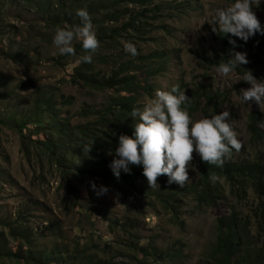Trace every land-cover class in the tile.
Wrapping results in <instances>:
<instances>
[{
    "label": "rangeland",
    "instance_id": "obj_1",
    "mask_svg": "<svg viewBox=\"0 0 264 264\" xmlns=\"http://www.w3.org/2000/svg\"><path fill=\"white\" fill-rule=\"evenodd\" d=\"M231 3L233 0H151L144 8L147 9L146 17L143 18L144 32L139 37L125 32L119 42L120 48L122 56H131L124 50L125 43L131 42L138 52L134 60L137 61L140 57L143 60V56L145 59L141 64L142 70L137 73L139 78L152 83L154 90L151 95L141 92L138 97L139 107L154 98L157 90L167 91L174 85H179L186 96L189 93L199 94L204 88L211 94L218 93L220 99L216 113L223 110L230 112L228 122L243 145L239 151L233 150L225 163L247 164L256 157L264 163V103L246 104L239 99L242 89L249 87L244 81L247 70L255 78L264 79V40L257 34L246 43L235 37L242 45L235 50L245 52L249 62L227 76L217 72L218 65L205 63L202 57L205 55L209 61L216 56L221 57L222 44L218 37L222 33L212 31L211 21L218 8L227 7ZM154 8H157L154 13L149 12ZM14 10L11 6V12ZM126 10L128 13L125 20L135 15L140 7L129 5ZM252 10L264 26V0ZM34 12H24L20 18H33ZM38 18L39 16L33 25L13 18L5 20L16 25V36L9 35L8 26L0 23L3 39L0 47L10 43L23 44L33 55L29 70H23V67L0 56V70L14 79L15 83L21 78L30 77L38 84L51 86L53 93L72 98L71 103L63 108L64 114L69 113L70 116L85 102H100L102 94H91L71 79L73 66L77 63L74 59L56 62L61 54L53 43L55 31H51L43 22H36ZM154 51L164 52L162 59L165 61V68L151 74L145 67L153 65L155 59L150 58V55ZM152 67L155 70V66ZM97 68H101L102 72L108 71L106 66ZM105 93L109 94L110 91ZM212 107L213 105L210 109ZM253 113L257 114L260 121L261 138H252L250 132V116ZM189 115L194 121L204 118L199 111ZM188 167L189 180L184 188L195 184L199 177L195 152ZM216 183L221 195L216 205L199 206L194 195L181 192L169 204L175 210L174 215L157 200L153 194L155 191L149 187L148 182L145 186L138 181L129 184V187H136V192L132 194L133 197L130 193L124 195V200L103 186L107 192L101 194L100 201H94L88 186L80 185L77 193L79 201L90 206L86 209L93 213V221L85 217L81 219L80 212L65 203V185L60 172L50 167L49 163L39 164L33 159L28 160L20 150L18 135L9 128L0 127V245L15 253L20 251L19 256L25 255L26 246L19 248V238L10 234L9 225H16L13 228L38 230L39 235L35 238L33 248L50 250L54 239L46 227L54 222L55 228L59 230L56 235L62 236L57 235L65 245L68 243L70 253L74 250L76 239L80 243L79 250L88 241L109 246L107 252L88 251L93 255L94 261L101 262L100 264H108L106 261L112 259L113 264H198L205 261L216 241L217 218L233 213L247 223L249 241L253 246L263 247L264 234L262 237L256 235L255 207L260 203L257 191L247 185L246 195L243 194L239 199L237 189H233L223 178ZM150 202L153 204L150 205ZM18 214H21V218L19 222H14ZM127 219L132 224L124 230L121 226ZM114 221H118L119 227L112 225ZM144 248L151 253L147 259L141 254L140 249ZM178 251L181 252L180 257ZM161 254L164 258L159 259ZM0 264L26 262L23 258L17 262L3 256L0 257Z\"/></svg>",
    "mask_w": 264,
    "mask_h": 264
},
{
    "label": "trees",
    "instance_id": "obj_2",
    "mask_svg": "<svg viewBox=\"0 0 264 264\" xmlns=\"http://www.w3.org/2000/svg\"><path fill=\"white\" fill-rule=\"evenodd\" d=\"M149 2L151 0H0V23H5L9 28V35L14 36H16L17 27L6 22L8 18L33 25L34 20L39 16L36 22H43L51 31H56L57 28L74 29L80 22L75 15L77 9L86 8L92 18L99 41V47L93 54L92 63L80 62V56L85 52L77 40L73 43L76 54L69 57L60 55L56 62L59 63L68 58L74 59L77 63L73 66L71 79L91 94L95 92L102 94L100 102H85L70 116L69 113L64 114L63 108L71 103L72 98H65L62 94L57 95L52 92L51 86L38 84L30 77L21 78L15 83L14 79L0 70V127L9 128L18 135L20 150L28 160L33 159L39 164L49 163L50 167L60 172L65 185V203L79 211L81 219L85 217L93 221V213L92 210L86 209L90 206L79 201L78 186L87 185L94 201H100L102 195L96 191L99 192L102 186L114 191L124 200L128 193L133 197L132 194L136 192V187H129V184L138 181L145 186L147 182L142 166L129 165V171L121 170L117 178L113 175L109 163L114 158L119 136L133 134V127L138 121L132 119L130 113L133 108L140 106L138 97L141 92L151 95L154 90L152 83L147 79L142 80L137 73L143 68L141 64L145 60L144 56L143 60L140 57L137 61L134 57L122 56L119 43L126 34L125 32L137 37L144 32L143 18L147 14V9L144 8ZM10 5L15 9L13 12H11ZM129 5L138 6L140 10L125 20L128 13L126 9ZM156 9H150L149 12L154 13ZM31 10L35 11L33 18H20L22 13ZM257 35L264 40V35ZM1 37L0 31V43L3 40ZM229 38L230 36H224L223 33L219 35L222 55L210 61L203 55L205 63L219 65L231 58L229 49L232 45L228 43ZM231 38L236 40L235 37ZM236 43V49L242 47L239 41ZM0 56L23 67V70H29L33 58L30 50L26 49L23 44L15 43H10L5 47L1 46ZM150 56L155 59L153 62L155 70L152 64H148L149 66L145 68L151 74L158 73L165 68V61L162 59L163 51H154ZM98 66H106L108 71L102 72L101 68H97ZM108 91L110 93L106 94L105 92ZM187 97L189 102L186 107L189 113L199 111L203 113L204 118L217 114V104L220 99L218 93L211 94L204 88L199 94L189 93ZM211 105L213 107L210 109ZM257 121V114L253 113L250 116L249 128L254 137L261 136ZM197 161L199 177L197 182L191 186L181 188L175 183L168 184L165 175H161V178L157 177L160 188H153L155 191L153 194L173 215L175 210L169 204L181 192L194 195L199 206L216 205L221 197L216 183L217 177L225 178L233 189H237L236 194L239 195V199L243 194L246 195L247 184L257 191L260 199L264 197V164L258 157L247 164L224 163L222 167L201 161L198 154ZM211 176L216 177L214 182L210 180ZM152 204L150 202V205ZM21 214H18L14 222H19ZM255 216L256 235L262 237L264 234V199L255 208ZM216 222V241L205 261L198 264H264V241L262 242L263 247L253 246L249 241L247 223L242 221V218L232 213L217 218ZM131 224V221L127 219L121 227L127 230ZM112 225L119 227L118 221H114ZM9 227L11 228L10 234L19 238V248L26 246L25 255L19 256L20 251L15 253L0 245V257L4 256L8 260L17 262L23 258L26 264H100L101 262L94 261L93 255L88 251L107 252L109 249L107 245L104 247L88 241L82 250H79L80 243L76 239L73 245L74 250L70 253L68 243L64 240L65 245L63 239L58 238L57 235L60 234L56 235V232L59 230L55 228L54 222H50L46 228L53 235V245L50 250H36L33 247L35 238L39 235L38 230L13 228L10 225ZM140 250L144 259L151 254L147 248ZM178 252L180 257L181 252ZM158 258H164L163 254ZM106 263L113 264V259Z\"/></svg>",
    "mask_w": 264,
    "mask_h": 264
},
{
    "label": "clouds",
    "instance_id": "obj_3",
    "mask_svg": "<svg viewBox=\"0 0 264 264\" xmlns=\"http://www.w3.org/2000/svg\"><path fill=\"white\" fill-rule=\"evenodd\" d=\"M261 2L233 0L229 6L216 10L211 21L212 31L230 36L228 43L232 45L229 49L231 58L218 65V73L227 76L249 62L245 52L235 50L237 43L231 37L246 43L256 34L264 35V26L252 10ZM75 15L79 18V24L74 29L57 28L53 43L59 54L72 56L76 54L73 42L78 40L85 52L80 56V62L92 63L93 54L99 47L92 18L86 8L77 9ZM124 50L133 57L138 55L137 48L131 42L125 43ZM244 81L249 87L242 89L239 99L246 104L264 103V79L255 78L247 70ZM188 102L184 90L174 85L167 91L157 90L154 98L142 107L133 108L130 117L138 122L131 136L122 134L118 138V146L109 165L113 175L119 178L121 170L128 172L129 165H139L143 168V175L150 188H160L157 177L161 175L167 177L168 184L175 183L182 188L189 180L188 166L193 159V152L199 155L201 161L222 167L233 150L239 151L242 148L241 141L228 122V110L194 121L186 107ZM259 122L258 119V128ZM251 135L254 139L261 138L262 132L260 137H254L252 132ZM215 179V176L210 177L213 182ZM106 192L107 189L102 186L99 194Z\"/></svg>",
    "mask_w": 264,
    "mask_h": 264
}]
</instances>
